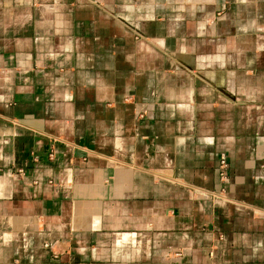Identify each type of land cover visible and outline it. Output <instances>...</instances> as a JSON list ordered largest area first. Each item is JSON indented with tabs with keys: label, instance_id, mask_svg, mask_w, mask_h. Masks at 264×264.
Returning <instances> with one entry per match:
<instances>
[{
	"label": "crops",
	"instance_id": "1",
	"mask_svg": "<svg viewBox=\"0 0 264 264\" xmlns=\"http://www.w3.org/2000/svg\"><path fill=\"white\" fill-rule=\"evenodd\" d=\"M0 264H264V0H0Z\"/></svg>",
	"mask_w": 264,
	"mask_h": 264
},
{
	"label": "built area",
	"instance_id": "2",
	"mask_svg": "<svg viewBox=\"0 0 264 264\" xmlns=\"http://www.w3.org/2000/svg\"><path fill=\"white\" fill-rule=\"evenodd\" d=\"M49 156H51V154ZM218 167H219V179L223 183L226 180V175H227V167H228L227 161L224 158H220ZM19 171H21V169H19ZM174 256L179 257L180 252H175ZM168 258H174V257H168Z\"/></svg>",
	"mask_w": 264,
	"mask_h": 264
}]
</instances>
